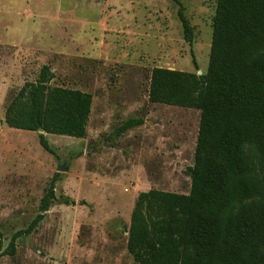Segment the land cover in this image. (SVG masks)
Masks as SVG:
<instances>
[{
    "label": "rangeland",
    "instance_id": "1",
    "mask_svg": "<svg viewBox=\"0 0 264 264\" xmlns=\"http://www.w3.org/2000/svg\"><path fill=\"white\" fill-rule=\"evenodd\" d=\"M215 7L216 0H0L1 251L36 217L58 175L43 220L0 264H134L126 241L137 196L189 193L200 117L150 103V72L203 75ZM180 8L192 42L184 39ZM43 66L51 86L92 96L85 138L3 124L12 98ZM128 119L142 124L117 136Z\"/></svg>",
    "mask_w": 264,
    "mask_h": 264
},
{
    "label": "trees",
    "instance_id": "2",
    "mask_svg": "<svg viewBox=\"0 0 264 264\" xmlns=\"http://www.w3.org/2000/svg\"><path fill=\"white\" fill-rule=\"evenodd\" d=\"M184 39L193 29L178 10ZM196 66V65H195ZM43 66L5 109L3 124L16 130L85 138L92 96L51 86ZM148 101L198 110L188 194L158 190L137 196L127 228L134 264H264V0H216L208 64L203 75L155 67ZM142 124L128 119L117 136ZM40 146L53 153L43 135ZM54 175L36 217L15 232L0 259L15 254L55 199Z\"/></svg>",
    "mask_w": 264,
    "mask_h": 264
},
{
    "label": "water",
    "instance_id": "3",
    "mask_svg": "<svg viewBox=\"0 0 264 264\" xmlns=\"http://www.w3.org/2000/svg\"><path fill=\"white\" fill-rule=\"evenodd\" d=\"M40 131H42V130H40ZM42 132H43V131H42ZM59 170H60V171H63V170H64V168H60Z\"/></svg>",
    "mask_w": 264,
    "mask_h": 264
}]
</instances>
